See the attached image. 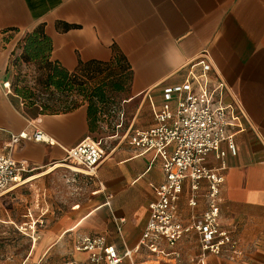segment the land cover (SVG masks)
I'll return each mask as SVG.
<instances>
[{
    "label": "crops",
    "instance_id": "1",
    "mask_svg": "<svg viewBox=\"0 0 264 264\" xmlns=\"http://www.w3.org/2000/svg\"><path fill=\"white\" fill-rule=\"evenodd\" d=\"M58 22L74 26L62 31ZM40 24L52 40L51 59L68 70L79 61H108L113 47L126 56L132 67L128 102L136 103L128 131L134 125L154 126L165 102L175 108L183 92L167 101L165 90L183 84L190 71L200 73L202 55H207L210 77L226 84L222 100L229 107L237 148L232 155L222 145L225 181L219 218L237 245L234 259L208 255L206 264H264V0H0V127L21 134L11 156L35 167L0 195L5 208V217H0L29 242L20 258L7 251L0 260L85 262L87 253L76 249L83 236H104L120 253L135 249L133 264H179L175 251L182 262L195 264L200 254L196 233L173 247L162 242L164 255L136 248L163 172L161 155L135 148L130 136L105 150L96 176L75 175L74 184L60 179L63 166L52 163L90 137L87 107L39 114L26 108L7 78L19 42ZM35 131L45 140H35ZM8 138L3 133L0 146ZM220 164L214 153L207 156L208 167ZM206 190L207 181L202 180L198 204L190 207L191 182L185 179L177 201L179 217L200 215Z\"/></svg>",
    "mask_w": 264,
    "mask_h": 264
},
{
    "label": "built area",
    "instance_id": "2",
    "mask_svg": "<svg viewBox=\"0 0 264 264\" xmlns=\"http://www.w3.org/2000/svg\"><path fill=\"white\" fill-rule=\"evenodd\" d=\"M202 56L204 61L200 73L190 71L183 84L165 90L167 101L173 93L183 92L175 108L165 102L154 126L133 129L130 135L135 148L153 149L161 155L163 172V180L155 189V199L149 203V218L136 248L142 246L154 255H164L162 242L173 247L190 233H196L200 254L195 264H206L208 255L234 259L237 245L219 220L221 189L225 181L223 160L226 151L222 145L225 143L232 155L237 153L234 134L229 128V107L222 100L226 84L217 76L215 79L210 77L212 64L206 54ZM3 133H7L9 138L0 146V195L24 181L23 176L35 169L28 162L11 156L10 152L20 142L21 134L0 127V139ZM34 139L45 140L41 131H35ZM210 153L221 161L219 167L206 165ZM104 157L102 144L87 137L67 149L65 157L52 166L65 167L73 174L74 180L78 174L96 176ZM187 178L191 182L188 204L192 208L198 204L201 181H207V190L202 195L206 208L200 215L183 220L178 214L177 201ZM76 249L87 253L85 262L67 260L57 264H120L124 259L133 264L135 250L125 249L120 253L114 245L106 242L104 236H83ZM173 258L179 264H187L181 261L178 251L173 253ZM0 264L6 263L0 260Z\"/></svg>",
    "mask_w": 264,
    "mask_h": 264
},
{
    "label": "trees",
    "instance_id": "3",
    "mask_svg": "<svg viewBox=\"0 0 264 264\" xmlns=\"http://www.w3.org/2000/svg\"><path fill=\"white\" fill-rule=\"evenodd\" d=\"M57 28L66 31L74 25L58 22ZM20 52L13 65H32L36 73L34 86L26 83V75L11 83V89L22 98L26 108L39 114L66 113L88 102L89 131L95 130L98 108L95 102H105L112 93L127 91L132 83V67L126 56L113 47L108 61H79L76 68L68 70L51 59L52 40L40 24L27 32L18 44Z\"/></svg>",
    "mask_w": 264,
    "mask_h": 264
},
{
    "label": "rangeland",
    "instance_id": "4",
    "mask_svg": "<svg viewBox=\"0 0 264 264\" xmlns=\"http://www.w3.org/2000/svg\"><path fill=\"white\" fill-rule=\"evenodd\" d=\"M10 71L11 72L7 77L9 78L10 83L18 81L20 85H23L24 82L19 81V79L22 80L25 74L26 83L30 86L35 85L34 77L36 73L32 65H24V63H20L18 65H14ZM109 97L110 98H108L105 102H95L98 108L97 120L95 122V130L89 134L91 139H94L102 144L104 150L110 149L124 136L129 137L133 129L139 128L134 125L131 127L130 131H128L131 126L132 112L136 104L132 101L128 102L131 97V89L129 88L127 91L121 93L111 92V96ZM82 106L87 107L88 102H85ZM60 169L63 170L61 172L63 174L60 179L63 182L68 179L69 182L74 184L75 180H72L73 176L69 173V171H67L64 167ZM69 184L70 183H67L65 185L69 187ZM10 203L11 201L8 202V208L10 207ZM21 203L22 202H20V204ZM4 210L5 208L0 206V216L2 217H5ZM28 244L29 242H27L25 238L21 239L19 232L12 224L6 223L4 218L0 217V257H4L6 255L5 253L8 251L10 254H14V256H18V258H20L24 255L21 252L24 253Z\"/></svg>",
    "mask_w": 264,
    "mask_h": 264
},
{
    "label": "bare ground",
    "instance_id": "5",
    "mask_svg": "<svg viewBox=\"0 0 264 264\" xmlns=\"http://www.w3.org/2000/svg\"><path fill=\"white\" fill-rule=\"evenodd\" d=\"M59 166H60V165H59ZM30 179L32 180V177H30L29 180H30Z\"/></svg>",
    "mask_w": 264,
    "mask_h": 264
}]
</instances>
